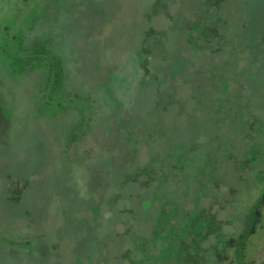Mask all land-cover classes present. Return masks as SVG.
<instances>
[{
    "label": "rangeland",
    "instance_id": "rangeland-1",
    "mask_svg": "<svg viewBox=\"0 0 264 264\" xmlns=\"http://www.w3.org/2000/svg\"><path fill=\"white\" fill-rule=\"evenodd\" d=\"M204 1L0 0V264H264V203L240 240L188 213L264 187V0L218 35Z\"/></svg>",
    "mask_w": 264,
    "mask_h": 264
},
{
    "label": "trees",
    "instance_id": "trees-1",
    "mask_svg": "<svg viewBox=\"0 0 264 264\" xmlns=\"http://www.w3.org/2000/svg\"><path fill=\"white\" fill-rule=\"evenodd\" d=\"M220 2L221 0H214L213 2H211V0H205L201 3V14L199 15L198 13L201 18L199 19L201 20V30L207 32L209 35H218V30L228 25V18L218 13V10L221 9ZM256 42L257 41H255V43ZM239 150V157H241L242 148H239ZM235 172V175L232 174L229 180V195L222 193L213 196L214 193L212 191H217L219 182H211V178H209L207 182L201 179V197H199V194L194 197L195 204L201 199V206L196 207L194 204L193 208L190 207L192 209H190L188 213L199 214L201 211V239L203 240L211 241V236L213 237L214 235L215 237L227 236L228 233L225 232L224 226L225 224L232 223L233 220L240 222V228L236 236L238 240L243 239L248 232L254 231L257 217L260 216V205L264 203V187L260 192L256 193L254 196L255 199L251 201L252 205H250V208L245 207L243 211H239L237 204L240 203L243 193L248 190L250 186L247 183V177H245V169H237ZM153 177L154 175L151 178ZM153 180H155V178H153ZM150 181L151 179L146 180L145 183L149 184ZM224 188L226 191L227 186ZM212 220L213 222L215 221L216 226H214Z\"/></svg>",
    "mask_w": 264,
    "mask_h": 264
}]
</instances>
